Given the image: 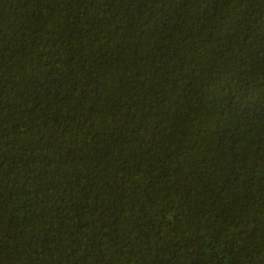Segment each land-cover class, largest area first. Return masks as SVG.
<instances>
[{
	"label": "trees",
	"instance_id": "1",
	"mask_svg": "<svg viewBox=\"0 0 264 264\" xmlns=\"http://www.w3.org/2000/svg\"><path fill=\"white\" fill-rule=\"evenodd\" d=\"M0 264H264V0H0Z\"/></svg>",
	"mask_w": 264,
	"mask_h": 264
}]
</instances>
